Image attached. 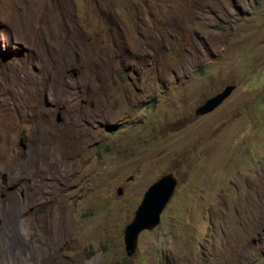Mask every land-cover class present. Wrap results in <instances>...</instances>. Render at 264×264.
I'll return each instance as SVG.
<instances>
[{
  "label": "rangeland",
  "instance_id": "obj_1",
  "mask_svg": "<svg viewBox=\"0 0 264 264\" xmlns=\"http://www.w3.org/2000/svg\"><path fill=\"white\" fill-rule=\"evenodd\" d=\"M0 264H264V0H0Z\"/></svg>",
  "mask_w": 264,
  "mask_h": 264
},
{
  "label": "water",
  "instance_id": "obj_2",
  "mask_svg": "<svg viewBox=\"0 0 264 264\" xmlns=\"http://www.w3.org/2000/svg\"><path fill=\"white\" fill-rule=\"evenodd\" d=\"M234 88V84L225 85L219 92L200 104L195 109V115H204L214 110L231 94ZM57 114V121H60L59 112ZM176 182L172 173H166L151 183L144 192L133 218L123 230L124 250L128 256L136 250L139 233L144 229L151 230L159 224L160 214L171 198ZM121 193L122 189L118 188L117 194Z\"/></svg>",
  "mask_w": 264,
  "mask_h": 264
},
{
  "label": "clouds",
  "instance_id": "obj_3",
  "mask_svg": "<svg viewBox=\"0 0 264 264\" xmlns=\"http://www.w3.org/2000/svg\"><path fill=\"white\" fill-rule=\"evenodd\" d=\"M160 216H161V214H160ZM144 230H147V229H144ZM144 230H143V231H144ZM139 234H140V233H139ZM126 255H127V254H126ZM127 256H128V255H127Z\"/></svg>",
  "mask_w": 264,
  "mask_h": 264
}]
</instances>
